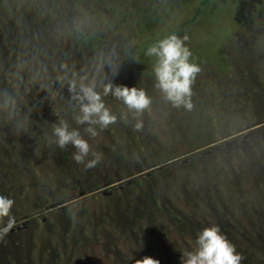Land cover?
I'll return each mask as SVG.
<instances>
[{
  "label": "rangeland",
  "instance_id": "rangeland-1",
  "mask_svg": "<svg viewBox=\"0 0 264 264\" xmlns=\"http://www.w3.org/2000/svg\"><path fill=\"white\" fill-rule=\"evenodd\" d=\"M194 9L189 0H0V93L17 97L24 123L17 129L0 110V195L14 201L12 224L0 217V264H134L145 255L181 264L180 251L210 224L241 264H264V0H213L180 26ZM147 27L157 28L154 42L187 37L200 69L190 108L164 98L145 48L118 60L115 76L107 65L96 74L109 54L77 36L121 40ZM62 63L143 89L151 102L136 114L98 83L116 120L78 124L79 105L55 81ZM61 120L88 141L89 158L99 155L94 167L78 165L71 144L56 145Z\"/></svg>",
  "mask_w": 264,
  "mask_h": 264
},
{
  "label": "clouds",
  "instance_id": "clouds-1",
  "mask_svg": "<svg viewBox=\"0 0 264 264\" xmlns=\"http://www.w3.org/2000/svg\"><path fill=\"white\" fill-rule=\"evenodd\" d=\"M187 37L180 38L176 34H169L162 39L157 40L145 51V55L156 57L154 65V74L156 78L155 86L163 93L164 98L174 107H191V88L196 73L199 72V66L190 61L192 55L190 49L184 44ZM107 65L113 76L118 73L119 64L114 55H107L100 58L95 66L94 72L100 73L103 67ZM60 74L55 77L56 83L67 85L72 99L79 105V114L76 117V123L99 125L100 128L107 127L114 123L116 115L105 106L101 92L97 91L98 83L102 86L103 95L109 93L123 101L129 111L139 114L147 109L151 99L143 89L116 84L113 80L106 83L97 80L95 74L88 72L76 73L71 71L67 65H60ZM46 73V69H44ZM38 78L44 80L45 76ZM15 79L20 80V73H15ZM41 84V87H45ZM17 97L8 92L0 93V110H4L9 119H14L17 129L24 127L23 121L18 117ZM140 127V123H136ZM91 135H95V129L88 127L86 129ZM52 136L54 142L60 148L71 144L75 151L72 153L73 160L84 168L94 167L100 160L99 155H93L89 158L90 145L84 139L79 131L70 128L67 122L61 120L52 126ZM14 201L8 196L0 195V217H8V225L12 224L10 210ZM8 229L5 228L6 232ZM181 264H241L242 255L220 231L215 224H210L202 228L196 235L195 246L189 250L180 251ZM134 264H160V261L152 256L145 255L140 259H135Z\"/></svg>",
  "mask_w": 264,
  "mask_h": 264
},
{
  "label": "trees",
  "instance_id": "trees-1",
  "mask_svg": "<svg viewBox=\"0 0 264 264\" xmlns=\"http://www.w3.org/2000/svg\"><path fill=\"white\" fill-rule=\"evenodd\" d=\"M212 1L213 0H189V3H191L195 8L194 12L192 16L188 20L182 22L180 26L187 27L193 24L199 18H201L204 15L207 6ZM156 30L157 28L147 27L140 31H137L136 33L131 34L126 38H122L121 40L100 38L99 36L90 35L87 33H79L77 34V36L81 40H85L86 42L90 43L94 46V48L99 49L101 52H104L109 55H114L117 60H124L127 62L130 58L136 56L141 50V48L147 49L153 43H155L153 33L155 34ZM179 32L180 31H178V33ZM140 36L145 38V42H141V47L139 45V41L132 40L135 37L139 38Z\"/></svg>",
  "mask_w": 264,
  "mask_h": 264
}]
</instances>
